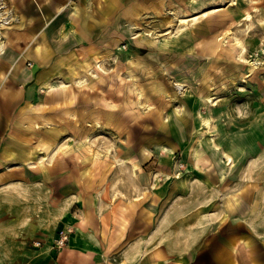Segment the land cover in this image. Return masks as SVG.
<instances>
[{
    "label": "crops",
    "instance_id": "0c3cea01",
    "mask_svg": "<svg viewBox=\"0 0 264 264\" xmlns=\"http://www.w3.org/2000/svg\"><path fill=\"white\" fill-rule=\"evenodd\" d=\"M162 1L10 0L18 18L0 54V264H264V231L258 226L264 210L251 211L253 196H222L220 202L211 201L221 210L216 206V212L190 214L207 221L194 231L208 239L171 255L167 247L153 250L154 234L163 228L154 229L151 206L141 211L145 224L140 227L137 208L109 211L104 198L91 190L89 164L84 163L88 149H58L61 140L88 139L91 119L97 125L118 115L120 86L106 90L114 98L109 107L101 103L104 98L90 99L96 89L76 81L90 75L100 60L119 58L115 69L121 71V58L128 55L112 56L110 46L122 37V29L131 33L141 13L158 10ZM48 83L54 88L50 96ZM63 88L64 96L56 95ZM112 218L131 220L126 236L132 233L136 240L129 254L118 245L125 233L108 229L105 221ZM61 221L73 223L74 231L55 251L49 240ZM34 241L48 243L37 248Z\"/></svg>",
    "mask_w": 264,
    "mask_h": 264
},
{
    "label": "rangeland",
    "instance_id": "374dc122",
    "mask_svg": "<svg viewBox=\"0 0 264 264\" xmlns=\"http://www.w3.org/2000/svg\"><path fill=\"white\" fill-rule=\"evenodd\" d=\"M222 2L227 4L225 9L207 17L200 14ZM230 3L232 0H166L158 10L142 12L136 26L129 27L132 32L127 34L125 28L122 29V37L116 36V44L110 46L112 56L128 55L127 59L121 58V71L113 76L115 61L119 58L100 60L89 70L90 75L81 77L86 79V84L100 83L104 92L95 88L99 94L91 92L90 99L100 102L99 98H104L101 103L109 107L114 98L113 93L106 90L112 89L109 85L121 87L117 92L121 99L116 101L118 115L116 113L109 123H99V126L91 119L87 142L69 139L59 141L58 145L62 152L88 145L84 163L89 164L91 190L97 197L104 198L109 211L137 208V216L140 215L137 226L140 227L145 224V212L141 211L151 206L154 229L158 225L163 228L162 234H154L153 250L167 247L171 255L179 248L193 249L208 239L194 231V227L207 221L195 219L190 214L210 212L211 208L216 212V206L221 210L220 203L211 204V201L220 202L222 196L246 193V196H253L251 211L264 210V0ZM247 12L252 15L250 20L243 19ZM182 14L197 15L199 19L178 27L175 23ZM175 17L177 20L169 26L166 21ZM6 18H10V22L2 24ZM17 18L10 0H0V33L4 42L12 33L9 31ZM227 29L232 33L226 42H220L217 37ZM237 40L247 47L243 61ZM208 42L212 45L214 42L215 52L204 50ZM153 47L156 50H152ZM249 61L263 63L253 74L247 75ZM63 83L65 81L59 79L58 84ZM175 83L184 84L189 93L179 94ZM140 92L144 99L138 100ZM163 95L172 96V107H163ZM139 101L151 102L159 108L149 112ZM161 108L164 117L159 121L157 114ZM170 109L179 110L183 117L182 139L176 137L166 122ZM207 118L210 119L208 125L205 124ZM259 119L263 121L260 136L240 146L241 139L246 140L254 126L261 125ZM210 136L215 140L221 137L228 143L231 149L228 154L233 156L223 182L207 151L202 154L205 164L200 167L185 158L186 153L191 154L199 145L200 138L205 141ZM219 147L224 150L223 145ZM79 158L81 164L82 157ZM74 212H78L76 208ZM76 220L79 221L78 217ZM105 222L108 229L114 227L116 233H125L118 245L119 250L129 254L130 244L136 240L132 233L126 236L131 220L112 218ZM258 224L264 231V218ZM65 225L61 221L54 228L50 248L60 229L70 227L73 230V223ZM37 242L40 245H36ZM45 243L48 242L34 241L32 246L41 248Z\"/></svg>",
    "mask_w": 264,
    "mask_h": 264
},
{
    "label": "bare ground",
    "instance_id": "6f19581e",
    "mask_svg": "<svg viewBox=\"0 0 264 264\" xmlns=\"http://www.w3.org/2000/svg\"><path fill=\"white\" fill-rule=\"evenodd\" d=\"M234 3V0H232V3L230 4H233ZM226 2H222L221 4H217L215 7H213L211 10H202V12L200 13L203 17H207L208 15H210V13H216V12H219L223 9L226 8ZM252 17V15L247 12L246 15L244 16L243 19L245 20H250ZM199 19V16H195V15H185V14H182L179 16V21L177 23H175V20H177V18H173V19H168L166 22L169 26H172L174 23L176 25H178V27H182L184 26L185 24H187L189 21H194L196 22L197 20ZM10 18H6L4 19V21L2 22V24H6V23H9L10 21ZM231 30L230 29H227L225 30V32L221 35V36H218L217 39L220 41V42H226V39L227 37H229V35L231 34ZM237 46L239 48V56H240V59L241 61H243V56L244 54L247 52V47L246 45H244L240 40H237ZM5 42L3 41L2 39V34L0 33V54H2L4 51H5ZM215 45H214V42H213V45L210 44V42L206 43L205 44V48L204 50H207L206 52H210V53H213L215 52ZM152 49V48H151ZM152 50H156L155 47H153ZM162 52V51H161ZM149 61V60H148ZM150 63V62H149ZM262 61H255V62H250L248 63V73L247 75H251L253 74L256 69L262 65ZM117 66L119 65V61L116 62ZM98 68L100 69V71H102V67L100 64L97 65ZM135 70H137V68L135 67L134 68ZM118 71L116 70L115 73H117ZM115 76V75H113ZM63 78V77H61ZM63 80V79H62ZM90 80L92 81V78H90ZM79 85H83L86 83V79H82V78H79L77 81H76ZM98 82V81H97ZM65 84L66 83H63L61 85V87H65ZM90 88L91 89H95V84L96 83H88ZM47 85V90H46V93L48 96L51 95L52 93V90L54 88H52V85L51 83H48L46 84ZM175 87L177 89V92L179 94H188L189 91L187 90L186 86L182 83H175ZM158 88V90L162 91V89H160L158 86L156 87ZM155 90V88H154ZM56 95H58L59 97L60 96H64L65 94V88H63V91L59 90L58 92H55ZM164 94V93H163ZM117 96V95H116ZM163 98L165 100V105L163 107H172V103H171V100H172V96L170 95H163ZM141 99H144L142 93L140 92V95H139V99L138 100H141ZM210 101H213V100H210ZM146 102V101H145ZM143 101H139L140 104H145L149 110V112H153L155 111L156 108H159L158 106H156L155 104L149 102V103H145ZM163 109L161 108L159 113L157 114V117H159V121H162L160 118L164 117L163 116ZM168 111V110H167ZM171 111H173V109H170L168 112H167V124H170L172 130L174 132H178L180 135H181V138L183 136V134H181V131H182V124H181V121L183 120V117L181 115V113L179 112V110H175L173 111V113H171ZM177 114L176 116H173V114ZM110 115V113H108ZM195 114V117L197 116V111L195 110L194 112ZM164 120V119H163ZM260 122H261V125H255L254 126V129L251 133L248 134V136L246 137V140H244V138L241 139V142H240V146H244L243 143L245 141L249 142L251 139H255V138H258L262 132V130L260 129V127H262L263 125V121L261 119H259ZM210 123V119L207 118L205 120V124L208 125ZM99 126V124H97ZM38 126V125H36ZM204 138H200L199 139V145L196 146V148L194 149V151L189 154V153H186V156L185 158L188 159L189 162H194L196 167H200L202 166V164H205V157L204 155H202L203 153H205V151L208 152V154H210L211 156V159L213 161V163L215 164V166H217V171L219 173V178L221 180V182L224 181V179L226 178V172H227V168L233 163V156L228 154L230 152L231 149H229V144L228 143H224L223 142V139L220 137L219 139L215 140L213 137L210 136V138L208 140H203ZM88 139H86L85 141L87 142ZM85 142V143H86ZM89 142V141H88ZM219 145H223L224 146V150H221ZM83 147L84 149H88V145L87 144H83ZM170 154L171 152L169 153V157H170ZM151 154H148L147 156L150 157Z\"/></svg>",
    "mask_w": 264,
    "mask_h": 264
},
{
    "label": "built area",
    "instance_id": "2783aa9c",
    "mask_svg": "<svg viewBox=\"0 0 264 264\" xmlns=\"http://www.w3.org/2000/svg\"><path fill=\"white\" fill-rule=\"evenodd\" d=\"M73 233L72 228H63L60 229L57 233L56 238L54 239V244L51 247L52 249H62L65 247L70 240V236ZM36 245H40V243H36Z\"/></svg>",
    "mask_w": 264,
    "mask_h": 264
}]
</instances>
